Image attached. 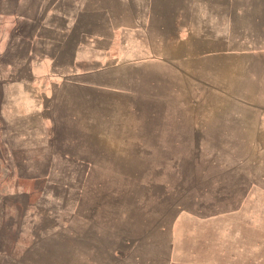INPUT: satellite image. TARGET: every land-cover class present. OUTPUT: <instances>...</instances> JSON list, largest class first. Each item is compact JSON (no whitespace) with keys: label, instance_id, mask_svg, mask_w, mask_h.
<instances>
[{"label":"rangeland","instance_id":"374dc122","mask_svg":"<svg viewBox=\"0 0 264 264\" xmlns=\"http://www.w3.org/2000/svg\"><path fill=\"white\" fill-rule=\"evenodd\" d=\"M125 5L0 0V264L190 263L219 239L264 245L262 208L217 217L218 204L192 188L203 168L264 144L192 141L198 119L167 106L153 119L105 109L138 103L98 86L144 88L149 79L147 70L106 69L126 51L152 48L145 32L116 29ZM202 193L223 191L213 183ZM231 220L233 236L224 231Z\"/></svg>","mask_w":264,"mask_h":264},{"label":"crops","instance_id":"0c3cea01","mask_svg":"<svg viewBox=\"0 0 264 264\" xmlns=\"http://www.w3.org/2000/svg\"><path fill=\"white\" fill-rule=\"evenodd\" d=\"M125 1L118 10L125 18L116 29L145 32L143 37L153 40L146 46L152 48L126 51L106 69L147 70L149 79L144 88L98 86L105 96L138 103L110 102L105 109L136 115L148 111L153 119L154 112L167 106L198 119L191 132L200 138L192 141L264 144V0ZM159 71H164L165 90ZM201 173L192 188L203 204H218L217 217L234 219L247 204L264 211V146L230 166L203 168ZM213 183L223 191L215 199L202 193ZM227 222L225 233L235 235V221ZM228 244L220 245L219 239L215 247H201L199 260L177 262L175 257L168 264H264L260 242Z\"/></svg>","mask_w":264,"mask_h":264}]
</instances>
